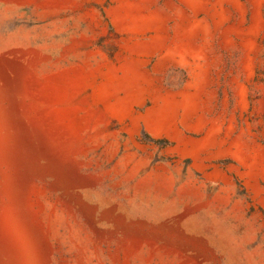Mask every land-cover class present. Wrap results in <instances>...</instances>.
Instances as JSON below:
<instances>
[{
    "label": "rangeland",
    "instance_id": "rangeland-1",
    "mask_svg": "<svg viewBox=\"0 0 264 264\" xmlns=\"http://www.w3.org/2000/svg\"><path fill=\"white\" fill-rule=\"evenodd\" d=\"M0 264H264V0H0Z\"/></svg>",
    "mask_w": 264,
    "mask_h": 264
}]
</instances>
